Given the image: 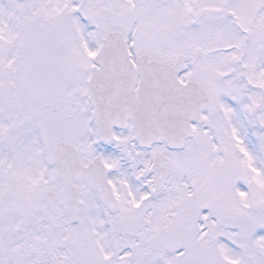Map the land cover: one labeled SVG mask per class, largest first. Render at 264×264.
Wrapping results in <instances>:
<instances>
[{
    "label": "snow or ice",
    "instance_id": "6c2138e0",
    "mask_svg": "<svg viewBox=\"0 0 264 264\" xmlns=\"http://www.w3.org/2000/svg\"><path fill=\"white\" fill-rule=\"evenodd\" d=\"M0 264H264V0H0Z\"/></svg>",
    "mask_w": 264,
    "mask_h": 264
}]
</instances>
